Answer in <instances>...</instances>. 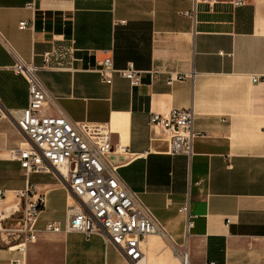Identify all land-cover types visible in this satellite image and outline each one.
<instances>
[{
	"label": "crops",
	"instance_id": "crops-1",
	"mask_svg": "<svg viewBox=\"0 0 264 264\" xmlns=\"http://www.w3.org/2000/svg\"><path fill=\"white\" fill-rule=\"evenodd\" d=\"M233 1L0 0V264H131L100 236L45 231L65 229L71 193L55 171L27 175L9 158L26 140L17 120L29 98L10 47L73 121L109 124L112 144L128 147L119 174L163 227L141 264H183L175 249L189 264H264V80L253 82L264 77V0ZM107 58L134 63L142 85L117 74L107 84ZM172 75L189 77L168 85ZM180 109L203 135L191 157L167 154L150 125ZM29 185L45 206L21 251L18 193Z\"/></svg>",
	"mask_w": 264,
	"mask_h": 264
},
{
	"label": "built area",
	"instance_id": "built-area-1",
	"mask_svg": "<svg viewBox=\"0 0 264 264\" xmlns=\"http://www.w3.org/2000/svg\"><path fill=\"white\" fill-rule=\"evenodd\" d=\"M245 3L246 0L233 1L235 7ZM27 27L28 23H20V29ZM9 51L15 57L10 70L26 80L29 92L28 106L19 111L20 118L17 120L26 140L20 148L9 151V158L19 162L27 175L55 171L71 193L65 229L60 223L49 222L45 231L79 233L86 239L100 236L106 244L117 247L131 264H141L145 260L147 239L162 236L163 227L139 194L121 178L119 169L122 164H115L110 158L130 155L128 147L122 143L112 144L109 124L73 121L58 107L39 79L38 68L18 58L11 47ZM100 74L107 84H111L117 74L133 87L142 85V72L132 62L123 69H117L114 60L107 58L100 65ZM188 77L172 75L167 83L173 85ZM263 80L264 77L253 78L254 83ZM49 109L54 110V114H46ZM9 115L12 116V113ZM4 116L0 106V120ZM194 122L195 113L190 109L173 110L167 114L153 113L150 117L151 127L164 136L169 155L191 157L194 141L203 136L194 131ZM1 196L0 190V201ZM18 198L23 209L20 228L16 231L23 239L20 250L25 251L26 245L37 239V225L45 206V197L29 185L18 193ZM175 253L183 261H188L186 251L175 249Z\"/></svg>",
	"mask_w": 264,
	"mask_h": 264
},
{
	"label": "water",
	"instance_id": "water-1",
	"mask_svg": "<svg viewBox=\"0 0 264 264\" xmlns=\"http://www.w3.org/2000/svg\"><path fill=\"white\" fill-rule=\"evenodd\" d=\"M112 159V161L115 163V164H119L121 163L123 160H121V156H111L110 157Z\"/></svg>",
	"mask_w": 264,
	"mask_h": 264
},
{
	"label": "bare ground",
	"instance_id": "bare-ground-1",
	"mask_svg": "<svg viewBox=\"0 0 264 264\" xmlns=\"http://www.w3.org/2000/svg\"><path fill=\"white\" fill-rule=\"evenodd\" d=\"M176 255H177V254H176ZM181 260H182V259H181ZM182 263H183V264H189V260H188L187 262H185V261L182 260Z\"/></svg>",
	"mask_w": 264,
	"mask_h": 264
},
{
	"label": "trees",
	"instance_id": "trees-1",
	"mask_svg": "<svg viewBox=\"0 0 264 264\" xmlns=\"http://www.w3.org/2000/svg\"><path fill=\"white\" fill-rule=\"evenodd\" d=\"M219 264H223V260L219 262Z\"/></svg>",
	"mask_w": 264,
	"mask_h": 264
},
{
	"label": "rangeland",
	"instance_id": "rangeland-1",
	"mask_svg": "<svg viewBox=\"0 0 264 264\" xmlns=\"http://www.w3.org/2000/svg\"><path fill=\"white\" fill-rule=\"evenodd\" d=\"M184 251L183 249H181V252Z\"/></svg>",
	"mask_w": 264,
	"mask_h": 264
}]
</instances>
